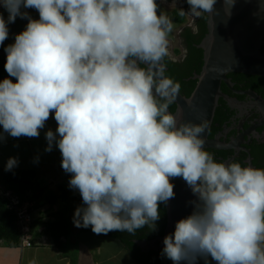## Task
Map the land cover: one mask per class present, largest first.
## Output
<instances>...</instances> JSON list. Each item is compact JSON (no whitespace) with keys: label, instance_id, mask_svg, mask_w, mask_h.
Returning <instances> with one entry per match:
<instances>
[{"label":"clouds","instance_id":"1","mask_svg":"<svg viewBox=\"0 0 264 264\" xmlns=\"http://www.w3.org/2000/svg\"><path fill=\"white\" fill-rule=\"evenodd\" d=\"M186 2L182 15L219 14L217 0ZM235 3L223 0L227 16ZM0 8L8 14L0 12V45L10 24L27 20L4 47L0 126L11 137H39L53 114L57 128L45 132V151L58 147L69 187L82 198L75 227L98 235L156 231L179 177L197 199L164 236L161 257L264 264V168L218 161L205 148L208 121L169 111L180 84L165 75L173 20L157 0H0ZM17 165L10 157L5 171Z\"/></svg>","mask_w":264,"mask_h":264},{"label":"water","instance_id":"2","mask_svg":"<svg viewBox=\"0 0 264 264\" xmlns=\"http://www.w3.org/2000/svg\"><path fill=\"white\" fill-rule=\"evenodd\" d=\"M264 0H236L231 16H227L223 8V0H217L215 12L207 15L208 34L200 45L203 50V68L199 75L193 79L197 81L196 88L189 98L178 94L174 103L177 111L183 113L184 121L199 123L201 119L208 121L204 136L206 149H218L216 141L209 139L210 129L219 106V101L224 97L222 84L231 87L228 75L239 73L251 76L264 77V55L250 52L244 43L245 38L260 32L259 26L264 25V11L260 5ZM191 101V105H189ZM175 112V113H176ZM174 113V114H175ZM46 127H57V122L50 113V118L45 123ZM175 197L167 204V226L164 236L174 231L175 222L189 215L193 206L190 201L196 196L182 178H174ZM163 237L151 244L160 243L162 250ZM141 248H148V242H137ZM211 261V258L209 257ZM199 264H204L203 260ZM211 264H216L211 261Z\"/></svg>","mask_w":264,"mask_h":264},{"label":"flooded vegetation","instance_id":"3","mask_svg":"<svg viewBox=\"0 0 264 264\" xmlns=\"http://www.w3.org/2000/svg\"><path fill=\"white\" fill-rule=\"evenodd\" d=\"M158 1L165 10L173 3V0ZM175 4L172 11L168 10L175 26L168 36L172 55L171 59H164L166 76L172 73L168 63L186 62L190 45L202 50L199 47L208 34L207 14L199 18L183 14L185 22L177 24L174 12H181L180 9L187 12L189 5L186 0H175ZM205 17V27H202ZM259 30L257 34L245 38L244 43L250 52L264 55V25L259 26ZM173 42H177V46ZM228 79L231 87L222 84L224 97L219 101L209 134V139L216 141L219 148L206 150L218 161L238 160L242 165L264 168V77L232 73ZM171 106L176 104L173 102ZM175 108L177 110V106ZM161 245L150 244L144 250L150 251V248H160Z\"/></svg>","mask_w":264,"mask_h":264},{"label":"crops","instance_id":"4","mask_svg":"<svg viewBox=\"0 0 264 264\" xmlns=\"http://www.w3.org/2000/svg\"><path fill=\"white\" fill-rule=\"evenodd\" d=\"M19 20L17 18L14 23L16 24ZM0 54L5 55L4 44L0 45ZM56 128L46 127L41 129L39 137L21 136L16 138L4 133L2 126H0V135L3 136V139H0V167L5 168L7 160L10 157H16L18 165L13 170L35 171L36 178L33 181V189L42 192L39 199L29 201L36 208L34 209L36 211L34 217L36 218H34L32 225L34 245L30 248H12L0 242V264H72L73 262L74 264H109L118 258V255L109 253L108 246H105L109 242L103 243L91 236V234H94L102 238V235H96L92 231H84L82 228L75 227L74 224L72 225V233L68 237L55 240L50 234L41 235L45 227L54 222V218L50 215L57 214L65 208L62 199H58L62 195V189L73 190L69 187L71 174L64 171L61 167V161L58 159L53 160L49 156L51 152L57 150L60 152L58 147L54 144L52 151H45L48 143L45 139V132L48 129L55 132ZM29 194H32V191H29ZM49 198L58 200L54 203L52 199L46 201ZM74 207L77 206L74 204ZM40 217H42V220ZM71 239H80L79 241L84 246L83 251L87 250V252L72 255L68 246L64 247V244H68ZM108 245H111V243Z\"/></svg>","mask_w":264,"mask_h":264},{"label":"trees","instance_id":"5","mask_svg":"<svg viewBox=\"0 0 264 264\" xmlns=\"http://www.w3.org/2000/svg\"><path fill=\"white\" fill-rule=\"evenodd\" d=\"M174 18L177 24H183L185 18L181 12H174ZM205 20L202 27H205ZM204 54L202 50L190 45V55L186 62L180 63H168V66L172 70L169 75L173 80L180 84V94L184 97L189 98L194 92L197 81L193 78L199 75L202 71L204 62ZM6 62L5 55L0 54V80L7 77L8 73L4 69ZM15 81V78L9 77ZM176 107V106H175ZM170 105L169 110L172 113L176 112V108ZM36 178L35 171H22V170H11L5 171V168L0 167V184L8 191L13 192L23 203L29 201H35L39 199L42 192L33 189L34 180ZM32 191V194H29ZM61 199L65 203V208L59 213L50 215L54 218V222L50 223L45 227L42 234H50L59 240L61 237H68L72 233L73 215L75 209L82 202V198L78 191L72 190L67 191L62 189ZM74 204L77 207H74ZM161 218L157 221V230L150 231L148 227L141 228L136 231L135 235H130L127 232L121 231H110L106 235L99 234L105 237L116 239L122 243L125 249L130 254L131 258L138 264H172L168 259L162 258L160 250L151 249L146 251L141 248L137 242H148L150 245L154 241L164 236L165 229L167 226V205H160ZM42 220V217H40ZM41 223V222H39ZM84 231H91V227ZM21 240V233L18 226V219L15 212L10 211L8 207V201L0 195V242H3L8 247H19ZM156 243L155 245H158Z\"/></svg>","mask_w":264,"mask_h":264},{"label":"rangeland","instance_id":"6","mask_svg":"<svg viewBox=\"0 0 264 264\" xmlns=\"http://www.w3.org/2000/svg\"><path fill=\"white\" fill-rule=\"evenodd\" d=\"M157 3L159 5L158 11H165V12H167V14H168V10L172 11L173 7L168 6V9L166 8V10H165L159 4L158 0H157ZM27 11L30 13V15L33 18H35V19L39 18V14H38V12L35 9H27ZM3 14H4L5 18H7V13H5V11L3 12ZM168 15L171 17L170 14H168ZM18 19H20V18H18ZM26 24H27V20L20 19L19 22H17L16 24L12 23V24L9 25V37H8V39H6L4 41V47L9 45V44H11V43H14L15 35L20 33V32H22L24 30ZM174 26L175 25L173 24V28H174ZM176 44H177V42H173L174 46H177ZM54 152H51V154L49 156L53 160L58 159L59 161H61L62 157L60 156V152L58 150L54 151ZM38 157H39V155H38ZM51 199L52 198H49L46 201H50ZM58 199L61 200V197H58ZM57 200H56V198H54V199H52V202L54 203ZM91 236H93V238H95L98 241H101L103 243L109 242V243L105 244V246H108L107 249H108L109 253H111L113 255H118L117 260H115L114 262L109 263V264H138L137 262H135L131 258L130 254L128 253L127 250H125V247L122 245V243L120 241H118L116 239H113V238H110V237H105V236H103L102 238H99V237L95 236L94 234H91ZM79 240L71 239L70 242H68V244H64V247L68 246V248L71 251L72 255H79L81 252H82V254H84L85 252H87V250L83 251V247H84L83 243H81V241H79ZM110 243H111V245H108ZM72 264H74V262Z\"/></svg>","mask_w":264,"mask_h":264},{"label":"built area","instance_id":"7","mask_svg":"<svg viewBox=\"0 0 264 264\" xmlns=\"http://www.w3.org/2000/svg\"><path fill=\"white\" fill-rule=\"evenodd\" d=\"M3 9L0 8V12ZM0 195L8 201L10 211L17 215L18 226L21 233L20 247L30 248L34 245L32 238L33 223L36 211L34 205L30 202L23 203L13 192L5 190L0 184Z\"/></svg>","mask_w":264,"mask_h":264}]
</instances>
